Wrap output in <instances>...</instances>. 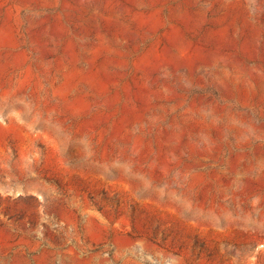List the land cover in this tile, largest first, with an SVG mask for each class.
<instances>
[{
    "label": "rangeland",
    "instance_id": "obj_1",
    "mask_svg": "<svg viewBox=\"0 0 264 264\" xmlns=\"http://www.w3.org/2000/svg\"><path fill=\"white\" fill-rule=\"evenodd\" d=\"M0 264H264V0H0Z\"/></svg>",
    "mask_w": 264,
    "mask_h": 264
}]
</instances>
